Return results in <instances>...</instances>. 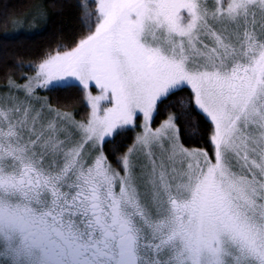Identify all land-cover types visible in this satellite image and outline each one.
<instances>
[{
	"label": "snow or ice",
	"instance_id": "1",
	"mask_svg": "<svg viewBox=\"0 0 264 264\" xmlns=\"http://www.w3.org/2000/svg\"><path fill=\"white\" fill-rule=\"evenodd\" d=\"M68 6L0 12V264H264V0Z\"/></svg>",
	"mask_w": 264,
	"mask_h": 264
},
{
	"label": "trees",
	"instance_id": "2",
	"mask_svg": "<svg viewBox=\"0 0 264 264\" xmlns=\"http://www.w3.org/2000/svg\"><path fill=\"white\" fill-rule=\"evenodd\" d=\"M37 0H0V12L7 10L11 16L22 15L31 10L32 5ZM73 0H44L47 12L54 18L47 31L42 32L33 39H26L17 42L12 47L20 53L17 57L9 56V59H17L24 63H28L32 58V53L39 50L41 47L47 46L57 41L58 38L68 40L78 29L79 22L74 18L73 10L68 6ZM60 5H64L61 7ZM22 25H11L5 23L3 16H0V34L6 31H12L13 28H20ZM26 30H29L34 35V30L37 28L36 24L23 25ZM16 70L8 66L5 68L0 65V84L5 83V73H13ZM73 107L79 109L81 106L76 103ZM163 119V117H161ZM155 126V125H154ZM131 143V141H129Z\"/></svg>",
	"mask_w": 264,
	"mask_h": 264
},
{
	"label": "rangeland",
	"instance_id": "3",
	"mask_svg": "<svg viewBox=\"0 0 264 264\" xmlns=\"http://www.w3.org/2000/svg\"><path fill=\"white\" fill-rule=\"evenodd\" d=\"M3 84H0V86H2Z\"/></svg>",
	"mask_w": 264,
	"mask_h": 264
}]
</instances>
